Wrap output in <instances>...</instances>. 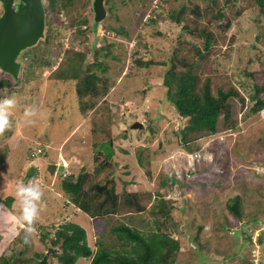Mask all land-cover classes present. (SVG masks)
Listing matches in <instances>:
<instances>
[{"label":"rangeland","instance_id":"rangeland-1","mask_svg":"<svg viewBox=\"0 0 264 264\" xmlns=\"http://www.w3.org/2000/svg\"><path fill=\"white\" fill-rule=\"evenodd\" d=\"M13 1L12 6L17 10L22 0ZM84 3L76 12L81 10L94 19L96 13L93 4L90 6L93 0L87 3L84 0ZM139 5L129 2L117 10L127 35L108 31L105 26L97 27L96 34L107 37L106 41L98 40V47L115 42L113 53L118 54V58L109 56L105 72L96 66L92 68L106 80L107 91L85 112L80 108L75 81L57 78L55 69L67 49H90L93 35L90 22L71 24L63 11L49 15L45 29L53 27L54 36L49 40L40 37L16 60L23 64L22 79L14 78L13 73L0 66V82L5 83L0 87V96L16 94L19 101L10 132L0 134V145L10 151L0 171V197H15V185L26 182L25 176L34 170V164L28 162L29 156H26L28 148L34 151L41 147L44 153L45 150L54 153L59 161L61 157L67 158L69 172L89 171L84 187L90 194L95 193L91 188L96 179L93 176L95 164L110 157L115 161L118 200L126 204L125 190L136 195L146 206L145 211L137 214L134 205L126 206L131 207L135 218L149 220L152 223L149 228L155 227L150 208L158 202L159 193L174 202L168 225L172 235L181 242L179 264H264V243L259 241V233L264 229V108L253 112V102H250L254 87H264V13L252 0H216L212 4L208 0H154L145 13ZM4 6L0 0V18ZM219 6L223 17L214 14ZM180 7L184 10L178 24L168 13ZM196 8L199 13L195 12ZM140 15L142 21L138 20ZM151 17L157 21H150ZM227 17L230 25H226ZM107 21L108 16L101 23ZM184 23L190 27L205 25L213 33L210 50L203 49L199 37L187 29L181 30ZM195 43L201 46L203 55L194 50ZM93 58L88 53L81 65L92 64L96 59ZM137 58L156 62L139 66ZM171 58L177 71L187 69L180 58L196 60L194 71L202 80L206 76L211 78L214 92L219 86L238 89L239 95L231 98L232 121L220 117L216 132L191 133L188 143L181 139L179 128L183 121L166 97L163 85ZM32 103L37 106L38 114L33 118L36 123L28 124L22 114L24 106ZM136 122L143 123L144 127H135ZM140 147H147L143 164L137 158ZM96 151L103 152L98 160ZM48 157L38 156L41 173L33 180L39 184L43 176H51L52 180L43 185L47 190L43 192L35 231L28 236L25 256L35 252L50 253L42 234L49 232L54 236L64 222L82 225L89 245L94 247L101 234L109 238L114 224L127 221L125 212L94 217L73 202L68 208L63 192L56 187L58 175L64 169L59 166L56 173L50 174ZM163 179L164 185L161 184ZM235 196L240 197L241 218L235 217L228 206ZM101 199L96 198V201ZM13 207L18 210V216L16 200ZM249 217L260 218L254 222V229L253 224L246 223ZM243 225L245 230L253 231L251 240L246 239ZM142 229L147 230V227ZM23 246L20 241L15 243L11 239L5 243L3 251L11 254ZM50 261L61 264L57 257L51 256ZM75 264H90V259L80 257Z\"/></svg>","mask_w":264,"mask_h":264},{"label":"trees","instance_id":"trees-1","mask_svg":"<svg viewBox=\"0 0 264 264\" xmlns=\"http://www.w3.org/2000/svg\"><path fill=\"white\" fill-rule=\"evenodd\" d=\"M153 1L154 0H106L105 8L108 6L106 8V16L96 21L95 18L93 19L86 16L81 10L76 12L80 7L85 6L84 0H42L45 20H50L51 16L49 15H57L63 11L66 13L71 24L81 25L88 22L92 24L90 30L93 35L90 42V49L82 51L67 49L64 58L59 63L60 65L55 69V76L57 78L75 81L77 97L81 100L80 108L83 112H85L87 108L95 106L101 95L105 94L107 91V86L105 84L106 80L99 75L96 70L92 71V68L96 66L103 69L105 72L109 67V62L107 60L109 56L118 58V54L113 53L115 42H106L98 47V40L102 39L106 41L107 37L104 35L100 37L98 32L96 34L97 27L105 26L108 31L127 35L128 31L121 21V16L117 11L118 8L120 6L124 7L131 2L133 6L140 4L141 12L145 13L150 5H152ZM208 1L212 4L215 3L216 0ZM252 1L258 6L259 10L264 13V0ZM92 4L93 3H90V6H92ZM24 5V2H20L18 9L22 8ZM183 10L184 7L170 9L168 14L173 20H177L179 22L178 24H181V20L179 19H181ZM4 12L3 15L5 14ZM195 12L199 13L200 11L196 8ZM214 14L223 17L222 8L220 6L216 7ZM107 16L108 21L102 24L101 22L103 20L105 21ZM142 18L143 16L138 20L142 21ZM150 21L156 22L157 19L151 17ZM226 22V25H230V18L227 17ZM182 29H187L193 36L199 37L205 51L210 50L214 36L205 25H194L190 27L187 23H184L181 30ZM53 34V27L44 28L43 37L45 40H49L50 36H54ZM27 48L23 49L24 52ZM193 48L199 55H203L204 51L199 44L195 43ZM23 50H21L20 53ZM20 53L15 57V60H17ZM88 53H91L96 59L94 60L93 58L94 62L84 67L81 65L83 62L82 60L87 57ZM100 54H102V56H100ZM99 57L104 58L99 60ZM179 60L187 65V69L181 71L175 70L173 59L171 58V65L167 67L164 72L163 85L166 87V97L174 105L183 121V124L179 128L181 139H183L185 143H188L190 142L188 141V136L191 133L200 131H206L207 133L216 132L220 117H223L227 121H232L230 119L232 112L231 98L233 96H238L239 91L233 86H230L228 89L219 86L216 92H214L211 78L206 76L202 80L198 73L194 71L193 65L197 63L196 60L181 58ZM155 62L156 60L154 59H136V63H138L139 66H149ZM19 63H21V61H19ZM22 65L20 64L19 66L18 77L14 78L22 79V74H24ZM20 70L22 72L21 76ZM101 82L102 84H100ZM4 85V82H0V87H4ZM253 90V93L250 94V102H253L251 110L257 112L264 108V87L256 85ZM8 95H10V93ZM4 132L9 133L10 131L7 129ZM108 142H110L109 144L112 146L111 139H109ZM157 147L159 148V146ZM146 149L147 147H140L137 151V158L142 164L144 161L143 152ZM102 153L103 152L96 151L97 160L102 156ZM9 154V148L0 145V171L7 163ZM42 154L46 157L49 155V159L47 160L48 165L56 161L59 162V159L55 157L54 153L46 152V150L44 153V150L41 149V152L35 155L33 154V149L28 148L26 156H29L28 162L34 164V170L31 169L29 174L25 176L26 182L29 179L33 180V178L41 173L38 156ZM65 159L67 160V158ZM114 162V159L104 157V159L98 160L95 164L93 176L96 177V179H94L91 184V188L95 189L94 194H90L89 190H85L84 187L86 175H88L89 171H81L78 173L70 171L69 174L66 175L59 173L58 176L60 179L56 182L57 189L63 192L62 195L64 196V201L68 208H71L69 203L73 202L83 212L94 217H111L118 212H125L128 214L127 221L121 220L111 227V232L108 235L109 238H107L104 233L101 234L95 240L96 246L92 247L89 245L86 229L79 223L68 221L62 223L60 227L57 228L54 236H50L49 232L42 234L41 238L49 244L51 254L46 252H35L32 256H25V253L28 251V242L25 240L24 229H21L22 227L15 222L18 211L13 207L15 197L13 195H6L3 198L0 197V264H52L50 261L51 256L57 257L61 264H75L80 257H88L90 259V264H179L178 254L179 250H181V242L180 239L172 235V229L168 225L172 208L175 206L174 202L159 193L158 202L150 208V212L154 215L153 224L155 227L149 228V224L152 225L149 220H146L145 217L135 218L134 216L135 213H141L146 209V206L139 201L136 195H132L128 190H125L127 193L126 204L124 205L118 200L116 194L117 174ZM59 166L63 167V164L61 163ZM149 174H151V171H149ZM42 179L40 185L44 192V190H47L44 189V183L49 184L52 177L50 176L48 178L43 176ZM165 183L163 179L161 184L164 185ZM101 197L103 198L101 199ZM96 198H100L101 200L96 201ZM126 205H134L135 213L133 214L131 207H127ZM228 206L230 211L235 214V217H243L239 196L232 197ZM259 220L260 218L257 217H249L246 223L253 224L251 228L254 229V222ZM144 222L146 223L145 225ZM141 225L143 227L146 226L147 230L142 229L143 227ZM244 225L242 228L243 232L246 234V239L251 240L253 231L245 230ZM201 226L203 225L201 224L200 227ZM259 235L260 243H264V229H262ZM11 239H13L15 243L20 241L24 246L18 251L13 250L11 254H5L3 251L5 243L10 242ZM17 256L22 258L23 261L16 260L15 257Z\"/></svg>","mask_w":264,"mask_h":264},{"label":"water","instance_id":"water-1","mask_svg":"<svg viewBox=\"0 0 264 264\" xmlns=\"http://www.w3.org/2000/svg\"><path fill=\"white\" fill-rule=\"evenodd\" d=\"M3 2L5 14L0 20V66L4 71H10L14 77H18L20 63L15 57L21 50L30 47L43 37L45 14L42 0H22L25 5L17 9L18 11L12 6L13 0H3ZM93 10L96 13V21L106 16L103 0H93ZM134 126L142 128L144 124L136 122ZM55 168V163L49 164L50 174H54ZM16 260L23 261L22 258Z\"/></svg>","mask_w":264,"mask_h":264},{"label":"clouds","instance_id":"clouds-1","mask_svg":"<svg viewBox=\"0 0 264 264\" xmlns=\"http://www.w3.org/2000/svg\"><path fill=\"white\" fill-rule=\"evenodd\" d=\"M18 103L19 101L16 94L0 96V134L12 127V116ZM37 114V106L35 103L24 106L22 115L26 123L35 124L36 120L33 118L36 117ZM36 149L33 152H35ZM59 162H54L56 164L54 173H56L61 164ZM68 166H66V169L63 166L64 171H69ZM15 200L19 204V215L16 216L15 222L24 229L25 240L27 241L28 236L35 231V224L41 212L43 189L39 183L32 179H29L27 182L20 181L15 185Z\"/></svg>","mask_w":264,"mask_h":264},{"label":"built area","instance_id":"built-area-1","mask_svg":"<svg viewBox=\"0 0 264 264\" xmlns=\"http://www.w3.org/2000/svg\"><path fill=\"white\" fill-rule=\"evenodd\" d=\"M39 152H41V148H40V147H38V148L36 149V151L33 152V154L36 155V154L39 153ZM59 163H62L64 167L68 166V162H67V160H66L65 158H63V157H61V160H60ZM66 174H69V171H68V170H65V171H64V175H66Z\"/></svg>","mask_w":264,"mask_h":264}]
</instances>
